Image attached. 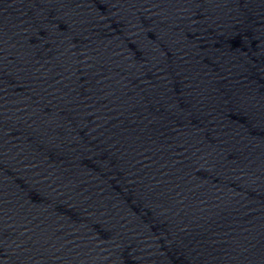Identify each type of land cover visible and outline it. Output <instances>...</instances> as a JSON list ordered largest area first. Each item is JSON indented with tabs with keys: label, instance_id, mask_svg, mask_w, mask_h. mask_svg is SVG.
I'll list each match as a JSON object with an SVG mask.
<instances>
[{
	"label": "water",
	"instance_id": "obj_1",
	"mask_svg": "<svg viewBox=\"0 0 264 264\" xmlns=\"http://www.w3.org/2000/svg\"><path fill=\"white\" fill-rule=\"evenodd\" d=\"M0 264H264V0H0Z\"/></svg>",
	"mask_w": 264,
	"mask_h": 264
}]
</instances>
